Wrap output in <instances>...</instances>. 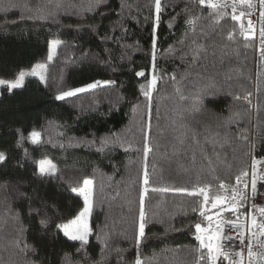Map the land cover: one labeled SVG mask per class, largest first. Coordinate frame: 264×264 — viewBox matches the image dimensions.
<instances>
[{
    "label": "trees",
    "instance_id": "obj_1",
    "mask_svg": "<svg viewBox=\"0 0 264 264\" xmlns=\"http://www.w3.org/2000/svg\"><path fill=\"white\" fill-rule=\"evenodd\" d=\"M154 4L0 0V78L46 63L43 82L27 77L0 94V264H197L203 197L171 189L207 184L210 198L223 197L220 183L232 186L251 155L264 156V44L256 49L232 15L199 0H161L158 24ZM153 75L149 100L141 85ZM96 81L112 83L56 99ZM44 157L54 174H39ZM85 179L93 197L82 246L57 225L83 209L72 189Z\"/></svg>",
    "mask_w": 264,
    "mask_h": 264
},
{
    "label": "snow or ice",
    "instance_id": "obj_2",
    "mask_svg": "<svg viewBox=\"0 0 264 264\" xmlns=\"http://www.w3.org/2000/svg\"><path fill=\"white\" fill-rule=\"evenodd\" d=\"M260 5V17L261 21L264 22V0H258ZM239 3L240 5H245L248 9L255 8L254 0H233L232 8L233 13L236 11V5ZM199 4L205 5L207 4L209 9H212L213 11L217 10L220 7H226L227 6V0H199ZM155 12H156V20L155 24H158L159 22V13L162 10V4L161 0H155ZM245 15L244 12L240 13V16L233 15V20H239L240 17H243ZM248 15H251V12L248 13ZM198 19V17H195L193 19H190L188 21L189 24H194L195 20ZM217 22H219V18L217 19ZM153 27V60H155V46H156V27ZM248 30H253V24L252 21H248ZM231 37V34H229ZM260 37H261V43L264 44V27L260 30ZM61 41L59 40H53L49 43V56L48 59H52V53L53 49L56 45H59ZM195 58V57H194ZM43 68V65H36L34 66L33 70L31 72H25L24 70H21L14 80H5L0 79V86H6L8 91L11 92L13 89L20 88L24 82V78L26 75H36V68ZM137 76H144V72L140 71L136 73ZM43 79V77H41ZM174 79V77H173ZM157 77L153 75L152 79L148 82L147 90H145V86L141 85V89L143 91V94L146 98L149 100L151 99V92L153 87L156 84ZM110 84L111 81H96L93 83H89L85 85L84 87H79L75 89H71L68 91H64L59 93L56 96L57 100H63L66 97H71L76 95L77 93L85 92L89 89H94L101 84ZM250 95V94H249ZM247 97H245L246 99ZM30 137L34 143L39 141L40 133L37 131H32L30 134ZM147 135H145V145H144V155L145 158H147L149 152L151 151V148L149 147V144L147 142ZM193 139H195V134L193 135ZM5 160L4 153L0 152V161ZM257 161L253 159L252 162V169H251V192L253 194V197H255L257 193V181L262 180L264 181V173L257 172L256 168ZM38 171L40 175H52L56 172V165L49 160L47 157L44 159H41L38 161ZM249 173L247 171H242L239 176L236 177L237 184H240L243 177H247ZM92 181L89 179H85L83 181V188H73L72 191L76 192L78 195L83 197L84 201V207L80 211V213L73 219L68 221L65 224L57 225V228L63 232L64 236L67 237L69 240L73 241H80L82 246L88 242V235H89V227L87 223V217L91 213L92 208ZM148 173L145 166V172H144V184H148ZM220 189L226 190V186L224 183H220L219 185ZM249 187L248 182H244V188L247 189ZM209 188L210 186L205 184L203 186H194L191 191L185 188H177V189H171L172 191L176 192H185L190 196H202L203 197V204L201 205V211L200 215L204 216L205 219H207L209 222H211L212 217L207 216L205 214V208L211 202L212 208H217L219 205H223L226 201L225 197H222L221 195L217 194L214 197L210 198L209 195ZM154 191H169L170 189L163 188V189H153ZM147 189L141 192L140 195V223H139V229L138 234L136 235V244L139 246L141 242V238L145 235V211H144V192H146ZM233 195L231 197L232 206L230 211L236 212L238 210V207L240 206L239 201L245 200L248 197L245 195L244 191L238 190L237 188L232 189ZM239 197V200L237 199ZM255 207V205H253ZM195 211V209H194ZM261 216L264 217V207H261L258 209ZM250 224L248 225V231L251 236L256 237H264V222L258 223L255 216L251 215L249 216ZM42 226L47 225V220L42 219L40 221ZM234 227L242 228L243 225H237L235 222H232ZM258 228L259 231L253 232L252 229ZM195 230L196 235L195 239L199 242V247L197 248V251L201 254L197 257V264H201L203 261H207V264H215L217 260L222 256L225 261L231 260L233 257H238V259H235L233 261V264H244V253L241 252H235V253H229L223 250V245L220 243L223 239H230L229 237H223L221 235V229L220 224L216 225V230L212 231L211 227L205 229L202 228L200 223L195 224ZM240 243L244 244V233L240 232ZM26 247V246H25ZM257 248L261 249L260 251H254L253 250V243L251 239H248L246 248H247V257L249 259V264H264V244H260L259 241L256 245ZM206 249V254L204 253V250ZM135 264H142V261L139 257H137Z\"/></svg>",
    "mask_w": 264,
    "mask_h": 264
},
{
    "label": "built area",
    "instance_id": "obj_3",
    "mask_svg": "<svg viewBox=\"0 0 264 264\" xmlns=\"http://www.w3.org/2000/svg\"><path fill=\"white\" fill-rule=\"evenodd\" d=\"M255 8L248 9L245 5H240L237 3L236 11L233 13V0H227L226 7H220L219 10H222L230 15L240 16L241 12H244L245 15L240 17L237 20L241 34L244 38L250 39L253 41L256 49L261 43L260 37V30L264 27V22L261 21L260 17V5L258 0H254ZM205 8H208L207 4L202 5ZM251 12V15L248 13ZM251 20L253 24V30H248V21ZM253 159L257 161L256 168L257 172L264 173V156L263 157H256L251 155L249 159V164L247 168V172L249 175L247 177H243L240 184H237L235 180L234 184L230 187L226 186L225 194L223 197L226 198L225 207L226 210L221 213V220L218 224H220L221 235L223 237H229L230 239H223L220 243L223 245V250L229 253L241 252L244 253V264H249V259L247 257V248L246 244L248 239L252 240L253 243V250L260 251L261 249L257 248V242L259 241L260 244H264V237H253L250 235L248 231V225L250 224L249 216L254 215L258 223L264 222V217L261 216L260 212L258 211L259 208L264 207V181L258 180L257 181V195L253 197L251 192V169H252V162ZM244 182H248L249 187L247 189L244 188ZM237 188L238 190L244 191L245 195L248 197L245 200L239 201L240 206L236 212H232L228 209L232 206L231 197L233 195L232 189ZM239 200V197L237 198ZM255 205V207H253ZM235 222L237 225H243L242 228H237L233 226ZM253 232L259 231L258 228L252 229ZM240 232L244 233V244L240 243ZM238 259V257H233L231 260L225 261L221 256L219 260L215 262V264H233V261Z\"/></svg>",
    "mask_w": 264,
    "mask_h": 264
},
{
    "label": "rangeland",
    "instance_id": "obj_4",
    "mask_svg": "<svg viewBox=\"0 0 264 264\" xmlns=\"http://www.w3.org/2000/svg\"><path fill=\"white\" fill-rule=\"evenodd\" d=\"M59 45H56L55 47H54V49H53V53H52V58L56 55V51H57V47H58ZM48 56H49V46H48V53H47V57H46V61H50L49 59H48ZM36 65H43V68H39V67H37L35 70H36V75H26L25 76V78H24V80L27 78V77H35V78H37V79H39L40 81H44V77H45V65H46V63H40V64H36ZM36 65H34V66H36ZM34 66L32 67V68H30V69H27V70H24L25 72H31L32 70H33V68H34ZM41 77H43V79H41ZM0 79H2V78H0ZM6 80V79H5ZM14 80V79H13ZM23 85V84H22ZM102 85H104L103 83L100 85V86H102ZM22 87V86H21ZM20 87V88H21ZM17 89H19V88H17ZM2 90H6V91H8V89H7V87L6 86H0V94H1V91ZM13 90H15V89H13ZM12 90V91H13ZM90 90V89H89ZM9 92V91H8ZM45 158V157H44ZM44 158H42V159H44ZM49 159V158H48ZM41 160V159H40ZM39 160V161H40ZM50 160V159H49ZM52 161V160H51ZM53 162V161H52ZM54 163V162H53ZM55 164V163H54ZM90 180V179H89ZM92 181V180H91ZM93 182V181H92ZM83 184H82V186H81V188H83ZM91 188H92V197H93V183H92V185H91ZM76 193V192H75ZM81 198H82V200H83V197L81 196ZM83 203H84V201H83ZM92 209V208H91ZM226 210V207H225V203L223 204V205H219L217 208H212V205H211V202H209V204L206 206V211H207V216H211L212 217V219H211V222H209L207 219V225L205 226V227H202V228H205V229H207V228H209V227H211V230L212 231H215L216 230V225L219 223V221L221 220V213L222 212H224ZM89 221H90V215L87 217V223H88V227H89V235H88V239H89V237H90V235H91V229H90V224H89ZM62 232V231H61ZM62 234H63V232H62ZM64 235V234H63ZM78 241V240H77Z\"/></svg>",
    "mask_w": 264,
    "mask_h": 264
}]
</instances>
